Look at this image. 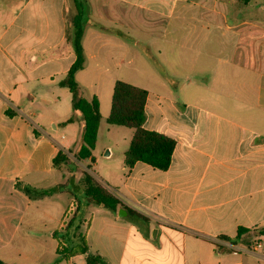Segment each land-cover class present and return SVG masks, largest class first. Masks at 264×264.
Returning <instances> with one entry per match:
<instances>
[{
	"label": "crops",
	"instance_id": "1",
	"mask_svg": "<svg viewBox=\"0 0 264 264\" xmlns=\"http://www.w3.org/2000/svg\"><path fill=\"white\" fill-rule=\"evenodd\" d=\"M177 1L0 0V264H43L46 254L57 255L54 235L66 227L65 213L74 205L62 201L70 189L34 197L25 188L71 183L54 158L60 150L67 156L76 151L85 126L83 120L63 124L73 105L60 85L76 59L70 40L78 5L85 54L79 87L80 80L96 85L126 58L132 63L124 39L136 45L144 31L166 39L164 52L173 58L164 69L168 78L185 79L181 70L191 60L202 80L191 88L195 101L182 100L185 84L177 81L163 94L148 91L145 127L176 140L171 165L127 168L123 162L102 172L98 178L123 206L87 224L90 253L109 264L264 262V252L233 253L264 238L256 234L264 227V0L179 13ZM101 107L100 101L98 138L111 111ZM12 143L17 149L31 144L20 162L18 154L9 155ZM74 183L68 187L77 189ZM121 208L144 219L120 217ZM129 217L134 220L123 222ZM240 228L249 231L238 236Z\"/></svg>",
	"mask_w": 264,
	"mask_h": 264
},
{
	"label": "trees",
	"instance_id": "2",
	"mask_svg": "<svg viewBox=\"0 0 264 264\" xmlns=\"http://www.w3.org/2000/svg\"><path fill=\"white\" fill-rule=\"evenodd\" d=\"M245 2H247V0H245ZM73 25L74 34L70 43L74 49L76 59L70 67L66 77L60 82V85L67 87L72 94L73 113L63 124H70L77 120L84 121L85 126L81 142L73 155L79 161L89 158L93 162V151L98 140L102 115L99 98L97 96H93L91 99L83 97L76 80L77 72L82 70L85 65V54L82 46L84 34L83 11L79 5L78 14L73 21ZM144 48L146 54L153 57L148 48L145 46ZM153 59L158 63L155 57ZM159 69L161 72H165L160 66ZM148 95L149 92L145 88L126 81L117 80L113 89L111 111L107 118V122L109 125L127 127L134 130L130 146L124 155V163L127 168H132L137 162H144L160 170H167L172 162L176 140L171 136L158 131L149 130L145 127ZM11 114V111H8V115ZM67 160V154H65L63 150H60L54 158V164L59 167L65 164ZM83 184V187H79V189L87 203L111 210H116L119 205L123 206L121 200L88 171L83 172ZM61 189V186L44 190H34L33 188L26 187L25 192L30 196L42 197L61 191ZM72 207H76L75 203ZM72 207L65 213V219H68L66 227L56 232L54 235L59 244L57 255L60 257L57 261L66 260L69 262L70 258L75 254H86V264H106L102 256L94 255L88 251L89 247L86 239L81 234H77L80 225L83 223V218L81 216L82 211L80 206L77 207L75 211L72 210ZM127 209L131 217H140L144 219V216L136 211L129 208ZM248 231L249 230L240 228L238 236ZM256 234L258 236H263L264 227L259 228ZM76 238H80L81 243L75 244V252H65V244L71 246L73 239ZM229 241L235 243V240L229 239Z\"/></svg>",
	"mask_w": 264,
	"mask_h": 264
},
{
	"label": "rangeland",
	"instance_id": "3",
	"mask_svg": "<svg viewBox=\"0 0 264 264\" xmlns=\"http://www.w3.org/2000/svg\"><path fill=\"white\" fill-rule=\"evenodd\" d=\"M231 1L232 0H178L175 6L177 10L176 12L179 13L181 9L185 8L197 10L203 6H224L226 5V3L230 4ZM244 3L245 0H235V4H237L238 7L244 6ZM143 23L148 24L149 27H151V23L148 18H146V21H144ZM154 25L155 24L153 21L152 26ZM139 39L140 42L136 45H133V42L128 40L127 38L124 39V41L126 43L128 42V45L130 46L128 57L133 58L132 63H129L127 61L128 58H126L125 62H121L120 64L117 63V65L114 66V68L110 70L109 73L103 74L100 80H95L96 85H91V83H93L92 80L87 82H85L84 80H80L81 94L86 98H90L97 95V97L101 101L102 111L104 112L106 106H108V109L111 106V97L113 94L114 81L116 80L126 81L133 85L145 88L152 93L161 94L167 91V86H173L174 82L177 81L180 83V85L185 84L184 88H182L183 93H181L180 95L182 97V100L195 101L197 99V96L193 93V91H191V88L194 87L197 82L200 83L202 81L201 78L197 76L198 63L192 62L191 60L187 62V65H185L186 69L181 70V73L185 74L186 76L185 79L181 78L175 80L171 79L170 77L168 78L166 72L163 73L159 69V66L161 67V69H170L171 60H173V58L170 59V54L164 52V45L166 44V39L156 38L152 35H149L148 31L141 32V34L139 35ZM144 46L148 48L149 52L153 57H150L146 54ZM159 49L163 51V54L158 53ZM115 54L118 56L117 52H115ZM189 56H196L191 49ZM154 57L158 63L154 61ZM190 80L194 82V85H190L187 83V81ZM186 83L188 85H186ZM133 134V129L104 123L100 132V137L98 138L94 149V156L97 161L95 163L94 161L91 162L90 160L82 161L89 168V170H86V167L83 166V163L76 159L73 154H70L66 163L61 165L62 174H64V179L70 176L69 178L71 181V183L68 185L67 180H64L61 185V191H64L66 189H70V191H72V195H68V193L64 194V198L62 199V201H64L65 204H68L70 203L69 200L72 199L76 205V207L72 208L73 211H75L76 208L80 206V209L82 211L81 216L83 218V223L80 225L77 234H81L86 239L87 245L89 243L87 235V224L92 223L93 225H97L101 223L102 219L100 217L102 215L110 214L112 210L105 207H100L98 205L89 204L84 200L83 195L79 189V187H83L84 185L83 172L88 171L92 176L97 179L98 177L101 178L102 172L108 170V168H116V166L122 167L124 162V153L126 149H128L130 146V141L133 137ZM30 149L31 144L22 145L21 149H17L15 143H12V145L10 146L9 155L13 156L14 154H18V162H20L22 158L26 156L27 152ZM110 152H113V156L108 158L106 155ZM72 173L74 175H72ZM99 178L97 180L102 185H104ZM74 182L77 183V189L69 188L75 186ZM101 208H103L102 213L98 211V209ZM122 220L123 222H132V220L134 219L129 217L122 218ZM84 221H87L85 225ZM153 233L154 230L151 233V238L153 237ZM90 234L91 232L89 233V235ZM153 238L152 242L158 243L154 241ZM258 239L259 238L256 237V239H253L252 243ZM78 243H81L80 238L73 239L72 244L70 243L71 246L69 244H65L66 249L64 251L69 253L75 252V244ZM88 251L90 252V249ZM59 257L60 256L58 255L46 254L44 256L45 260L43 261V264H86V254H75L70 258L71 262L69 261L68 263L66 260L58 262L57 259ZM106 264L109 263L106 262ZM262 264H264V262Z\"/></svg>",
	"mask_w": 264,
	"mask_h": 264
},
{
	"label": "built area",
	"instance_id": "4",
	"mask_svg": "<svg viewBox=\"0 0 264 264\" xmlns=\"http://www.w3.org/2000/svg\"><path fill=\"white\" fill-rule=\"evenodd\" d=\"M261 252H264V238L261 237L255 242L251 244V246L247 247L246 249H240V248H234L233 253L239 254V253H246L251 255H257Z\"/></svg>",
	"mask_w": 264,
	"mask_h": 264
},
{
	"label": "water",
	"instance_id": "5",
	"mask_svg": "<svg viewBox=\"0 0 264 264\" xmlns=\"http://www.w3.org/2000/svg\"><path fill=\"white\" fill-rule=\"evenodd\" d=\"M109 154H107V156H108ZM119 216L120 217H126V216H128V211H127V209H125V208H121L120 210H119ZM153 237L154 238H156V230H155V232L153 233Z\"/></svg>",
	"mask_w": 264,
	"mask_h": 264
}]
</instances>
